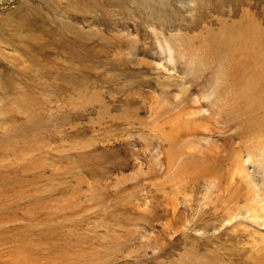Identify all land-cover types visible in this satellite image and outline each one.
Segmentation results:
<instances>
[{"label": "rangeland", "instance_id": "obj_1", "mask_svg": "<svg viewBox=\"0 0 264 264\" xmlns=\"http://www.w3.org/2000/svg\"><path fill=\"white\" fill-rule=\"evenodd\" d=\"M223 1L0 0V264H264V111L203 52L264 0Z\"/></svg>", "mask_w": 264, "mask_h": 264}, {"label": "bare ground", "instance_id": "obj_2", "mask_svg": "<svg viewBox=\"0 0 264 264\" xmlns=\"http://www.w3.org/2000/svg\"><path fill=\"white\" fill-rule=\"evenodd\" d=\"M237 8L233 15L238 16V21L230 25L222 24L218 32H208L203 52L208 58L214 56L222 59L223 67L228 69L227 74L235 76L240 73L235 78L244 82V89L233 92L232 98L243 102L241 111H264V29L256 24L247 11L239 15ZM247 121H253L251 130L257 131L259 120L248 116ZM245 129H249L248 125Z\"/></svg>", "mask_w": 264, "mask_h": 264}]
</instances>
